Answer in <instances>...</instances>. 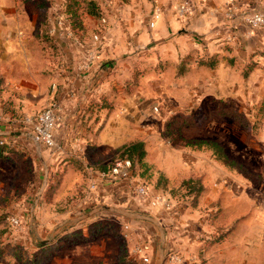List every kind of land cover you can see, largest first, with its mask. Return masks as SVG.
I'll list each match as a JSON object with an SVG mask.
<instances>
[{
  "label": "crops",
  "instance_id": "obj_1",
  "mask_svg": "<svg viewBox=\"0 0 264 264\" xmlns=\"http://www.w3.org/2000/svg\"><path fill=\"white\" fill-rule=\"evenodd\" d=\"M89 1L99 15L86 9ZM180 2L81 0L83 29L66 38L53 29V12L63 0H0V131L27 132L23 119L52 104L61 119L53 148L29 134L0 135L16 146L15 216L26 223L10 235L16 254L0 252V264H178L171 248L180 252L181 264H264V204H212L218 194L224 202L220 189L228 185L225 176L212 178L221 169L214 151L158 132L210 97L239 99L262 85L264 26L247 19L254 10L264 13V0H196L186 14ZM99 31L100 51L85 71L82 62L97 50L92 36ZM139 141L142 167L154 183L179 189L194 178L204 185L198 205L177 226L157 211L150 214L164 230L136 215L139 202L118 184L95 192L111 208L89 216L91 209L80 210L90 169L106 167ZM218 205L212 224L205 210ZM125 221L132 231L122 256L110 232L123 230ZM218 234L221 239L212 241ZM143 238L152 242L148 261L134 251Z\"/></svg>",
  "mask_w": 264,
  "mask_h": 264
},
{
  "label": "rangeland",
  "instance_id": "obj_2",
  "mask_svg": "<svg viewBox=\"0 0 264 264\" xmlns=\"http://www.w3.org/2000/svg\"><path fill=\"white\" fill-rule=\"evenodd\" d=\"M254 83L258 85L256 81ZM258 86L260 87L257 89L255 86L251 87L252 90L245 92L239 99L210 97L193 113H189V109L185 110L188 112L179 116L177 123L168 121L166 127L158 131L171 140L214 141L220 145L222 150L204 145L214 151L212 158L225 171L221 174V169L214 170L212 178L222 175L228 179V185L220 189L223 190L224 202L218 194L211 201L212 204L217 201L219 204H264V82ZM190 120H198L199 123L190 127ZM7 149L11 153L6 158H0V247L12 243L9 241L10 235L15 233L7 217L16 215V146H7ZM138 173L140 180L148 182L151 189L168 191L175 199L191 203L179 189L154 183L143 167H138ZM38 181H43V176L38 174ZM220 210L221 205L205 210V215L211 217L212 224L218 220ZM119 230L122 229L112 228L110 234L116 236L122 246L127 243V238L123 235V230L122 233Z\"/></svg>",
  "mask_w": 264,
  "mask_h": 264
},
{
  "label": "built area",
  "instance_id": "obj_3",
  "mask_svg": "<svg viewBox=\"0 0 264 264\" xmlns=\"http://www.w3.org/2000/svg\"><path fill=\"white\" fill-rule=\"evenodd\" d=\"M196 0H181L179 4V11L182 14L189 13L195 9ZM202 1V0H201ZM63 5V6H62ZM228 14L234 13L233 4L230 3L227 7ZM54 27L53 29L61 34L63 37L72 38L73 30L66 11L64 10V4L59 5L53 12ZM159 13L156 14V17ZM248 22L252 26H264V13L259 10H254L248 17ZM103 24L107 23L105 16L101 19ZM101 32H96L92 36L93 42L97 45L95 52L91 51L89 56L83 60L81 68L83 70H89L93 64L97 54L101 48L102 42ZM80 41V40H78ZM81 42V41H80ZM59 110L56 105L52 104L44 108L41 112L35 116H28L23 119V126L29 135L37 144H41L48 148H53L57 145L55 131L60 124ZM6 139H0V144H7ZM88 167L90 165L87 163ZM138 165L129 157L116 156L110 163V166L104 170L99 168L90 169V174L85 182L86 196L84 203L80 205V210L84 208L92 209L96 205L100 204L98 195L95 194L101 186L105 185H123V188L127 190V197L136 200L139 204L135 206L143 209L149 213L152 210L158 213H164L172 219L175 226L179 225L180 216L192 205L188 201L177 200L168 191L151 189L148 182L140 180L138 177ZM82 212V211H81ZM208 220L211 221V217L206 215ZM7 221L15 230H23L26 223L23 222L18 216L10 215L7 217ZM132 231V223L125 221L123 225V235L128 238ZM152 250V242L147 238H143L136 246L134 251L141 256L145 261L149 260V252ZM170 259L178 264L183 262V258L180 252L171 248Z\"/></svg>",
  "mask_w": 264,
  "mask_h": 264
},
{
  "label": "trees",
  "instance_id": "obj_4",
  "mask_svg": "<svg viewBox=\"0 0 264 264\" xmlns=\"http://www.w3.org/2000/svg\"><path fill=\"white\" fill-rule=\"evenodd\" d=\"M80 1L81 0H63L64 4V10L66 11V14L68 16V20L70 22L71 28L73 31H78L80 32L83 29L82 21H81V15H80ZM47 8V7H46ZM45 8V9H46ZM90 13L97 14L99 15L100 12H98L97 7L93 4L92 1L88 2V6L86 8ZM101 19L103 15L99 16ZM209 65L213 66L215 64V60L212 59L209 62ZM253 65H251L250 68H252ZM248 73H249V68H248ZM246 75L247 72H246ZM196 144L198 145H208L211 148H216L220 149V145L214 141H197ZM7 144H0V158H6L7 154L6 152L8 151L7 149ZM145 155V150H144V143L139 141V142H134L130 145L125 146L121 152L117 155L119 157H129L133 160V162L138 165V167H142L143 165V158ZM111 163V162H110ZM110 164H107L106 167H101L99 166L98 168L100 170L104 169L106 170ZM204 189V185L201 180L199 179H194L190 178L187 180H184L179 187V191L182 193V195L185 198H189L191 200V205L192 207H196L199 202V197ZM176 190H174L175 192ZM176 193V192H175ZM218 214V213H217ZM215 214V215H217ZM222 237V234H218L217 236H214L212 238V241H218ZM16 249L12 243H6L5 246L0 247V252H8V251H14L16 254ZM121 251H122V256L127 252V246L125 243L121 246ZM124 258H121L123 261Z\"/></svg>",
  "mask_w": 264,
  "mask_h": 264
},
{
  "label": "water",
  "instance_id": "obj_5",
  "mask_svg": "<svg viewBox=\"0 0 264 264\" xmlns=\"http://www.w3.org/2000/svg\"><path fill=\"white\" fill-rule=\"evenodd\" d=\"M16 134L28 135L29 133H27V132H18V131H0V135H2V136H4V135H6V136H13V135H16ZM42 189H43V187L41 188V190H40V192H39V194L37 196V201H38V199H39V197L41 195ZM101 208L108 209V208H111V207L110 206H107V205L98 204L94 208H92L91 211L88 212V216L91 213H93V212H95V211H97V210H99ZM132 211L135 212L136 215L141 216L145 220L151 221L156 226H158L159 228H162L163 229L162 225L159 223V221L156 219V217L152 216L149 212H147V211H145L143 209H140V208L139 209H135L134 208V210L132 209ZM31 214H33L32 211H31ZM85 215H86L85 212H81V213H79L78 216L79 217H85ZM31 218L33 219V216H31Z\"/></svg>",
  "mask_w": 264,
  "mask_h": 264
}]
</instances>
